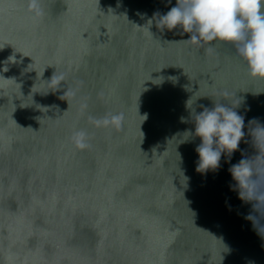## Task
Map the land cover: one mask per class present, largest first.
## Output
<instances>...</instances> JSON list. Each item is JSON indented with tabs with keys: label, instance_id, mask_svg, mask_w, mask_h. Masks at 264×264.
Wrapping results in <instances>:
<instances>
[{
	"label": "water",
	"instance_id": "obj_1",
	"mask_svg": "<svg viewBox=\"0 0 264 264\" xmlns=\"http://www.w3.org/2000/svg\"><path fill=\"white\" fill-rule=\"evenodd\" d=\"M176 3L0 0V264H264L229 172L264 166V79L231 44L161 30ZM216 103L245 135L199 172L185 132Z\"/></svg>",
	"mask_w": 264,
	"mask_h": 264
},
{
	"label": "clouds",
	"instance_id": "obj_2",
	"mask_svg": "<svg viewBox=\"0 0 264 264\" xmlns=\"http://www.w3.org/2000/svg\"><path fill=\"white\" fill-rule=\"evenodd\" d=\"M156 15L161 30L181 29L178 34H190L186 41L206 42L209 46H214L213 42L233 45L246 62L250 76L264 79V0H177L166 14ZM239 103L238 100L236 106ZM192 121L195 131L185 133L201 141L195 149L199 156L197 171H216L222 154L230 159L238 150L245 135L244 117L234 107L216 103L212 108L193 112ZM249 123L257 125L250 133L254 144L257 148L264 147V126L256 121ZM229 172L235 181L230 188L238 191L243 202H254L253 210L264 218V166L254 167L253 160L241 159ZM247 219L264 233V225H260L257 217L249 215Z\"/></svg>",
	"mask_w": 264,
	"mask_h": 264
}]
</instances>
